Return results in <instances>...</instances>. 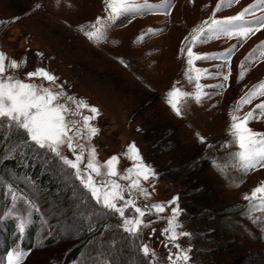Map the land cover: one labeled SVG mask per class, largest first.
<instances>
[{"label":"rangeland","instance_id":"obj_1","mask_svg":"<svg viewBox=\"0 0 264 264\" xmlns=\"http://www.w3.org/2000/svg\"><path fill=\"white\" fill-rule=\"evenodd\" d=\"M134 2L151 7L109 19L105 0H0V53L23 61L7 72L27 79V73L43 68L57 78L67 96L98 110L88 121L97 129L89 137L83 117L92 113L82 108L76 115V105L68 102L71 111L65 118L80 129L79 135L75 131L70 135L80 146L77 153L83 152L84 178L90 173L98 184L110 186L114 181L128 199L129 185L137 178L127 171L134 167L125 155L132 144L143 165L155 173L148 180L140 177L146 196L131 192L137 206H147V214L139 233L130 235L120 215L98 204L74 169L5 121L0 127V262L7 264L6 254L19 250L26 253L20 264H68L80 249L70 264H172L169 257L175 260L177 253L189 257L179 264H264V210L259 200L245 199L264 186V166L247 171L238 167L231 154L239 149L230 134V113L243 117L264 102V96L257 95L236 112L237 101L264 83V47H258L264 42V27L246 38L205 31L213 19L234 17L245 9H249L245 21L264 19V4L259 0ZM97 18L101 19L97 26L105 29L99 41L84 34L93 30ZM31 82L50 86L35 77ZM174 88L188 94L180 115L167 102ZM255 115L248 127L264 133V110ZM92 149L99 175L91 169L85 172ZM61 153L75 160L67 145ZM113 156L119 159L117 175L109 176L104 164ZM195 181L208 190L206 198L197 193L200 187ZM193 184L198 188L190 195ZM203 200L204 208L212 207L224 217L207 219L199 205ZM153 204L163 205L164 211L156 212ZM173 209H178L175 219L180 226L175 228L177 238L170 240L171 234L162 230L173 218ZM35 214L39 220L34 249L28 251L23 236L18 239L15 233H24ZM10 215L18 220L16 224L6 222ZM137 215L125 209V217ZM207 231L215 234L205 236ZM145 244L149 256L140 250Z\"/></svg>","mask_w":264,"mask_h":264},{"label":"snow or ice","instance_id":"obj_2","mask_svg":"<svg viewBox=\"0 0 264 264\" xmlns=\"http://www.w3.org/2000/svg\"><path fill=\"white\" fill-rule=\"evenodd\" d=\"M105 4L106 8L111 10L109 19H114L135 8L151 7L150 5L141 6L135 3L134 0H105ZM219 8L220 5L218 4L217 10H219ZM248 11L249 9H245L237 16L228 17L223 20L213 19L211 25L205 31L226 35L230 38L233 35L246 38L249 34H253L255 31H259L261 27H264V19H257L252 22L245 21L243 17ZM97 25H101L100 18H97L96 23L92 25V31L84 33L89 39L99 41L103 38L105 29L103 26L98 27ZM258 47H264V42ZM188 53L190 57L188 63L191 65L193 63L191 59V48L188 49ZM206 58L207 56L197 57V59ZM226 58H230V56ZM22 63L23 61L17 62L15 60H9L4 53H0V127H3L6 121L9 128L23 130L28 139L40 149H45L60 157L64 165L75 170L76 178L81 180V183L91 193V196L98 204H102L105 209L114 211L120 215L123 220L124 231L128 232L130 235H137L143 226L142 218L147 214V206L144 209L137 206L131 198V192L135 190L146 196V190L140 185V177H143V180H148L149 176L155 175V173H153L148 166L143 165L138 149L132 144L128 146L125 155L126 158L134 162V167L127 171L135 173L137 178L129 185L128 199H125L121 185L114 181L110 186L107 184H98L90 173L87 179H85L81 174L80 168L83 152L77 153L76 149L80 146L73 143V136L70 135L73 131L79 135L80 129L76 127L75 123H69L65 117L66 114L71 111L68 106L69 101L76 105V115L80 114L79 109L88 108L92 115L84 116L83 120L84 127L87 128L90 137L96 134L97 129L91 127L88 121L95 119L98 110L94 107H89L82 100L77 101L75 97L67 96L60 85L56 84L57 78L43 68H36L33 72L27 73V79L17 78L15 75L7 72L8 68L16 69L20 67ZM241 67H243V62H241ZM197 71L206 72L207 70ZM33 77L50 82V86L46 87L43 84L32 83L31 79ZM223 78L224 80H228L229 77L225 75ZM242 78L243 73L240 75V79ZM197 87L199 88L200 86L197 85ZM187 95V93H183L175 88L167 94V102L170 107L176 111L177 115L181 114L180 105L183 98ZM257 95L264 96V83L254 86L252 90L237 101L236 112H239L243 104L251 103L252 99ZM61 99L64 100L63 103L60 102ZM195 99L199 101L201 97L196 96ZM257 110H264V102L257 104L253 110L247 112L243 117L230 113L232 120L230 125V134L233 138L232 143L239 149L231 155L237 161V166L244 171L255 168L257 165L264 166V133H257L248 127V122L256 118L255 113ZM201 141L203 142V138H201ZM64 145H67L69 150L73 152L75 160L68 159L66 156L62 155L61 148ZM94 157L95 149H92L89 152V159L86 164L85 172L91 169L92 172L99 175V165L95 163ZM118 163L119 159L116 156L111 157L105 162L104 166L108 169L109 176L117 175L115 164ZM257 194L260 195L258 196ZM175 199L176 198L170 203H174ZM245 199H250L252 201L259 200L260 209L264 210V186L254 189L251 197L246 196ZM118 200L124 201L123 205H118ZM127 208L133 209L138 215L135 218L125 217V209ZM151 208L156 212L164 211L163 205L153 204ZM172 212L173 218L168 221V227L162 231L171 234L169 236L170 240H175L177 238L175 228L180 226L175 217L178 216L179 213L178 209H173ZM19 229L21 232L24 230L22 223ZM179 235L190 234L180 233ZM140 250L145 256H149L150 249L147 244L143 245ZM25 255V252L19 250L10 252L7 256V264H20ZM169 259L172 264H179L181 260L187 261L189 257L177 253L175 255V260H172L171 256ZM103 264H107V262L105 261Z\"/></svg>","mask_w":264,"mask_h":264},{"label":"trees","instance_id":"obj_3","mask_svg":"<svg viewBox=\"0 0 264 264\" xmlns=\"http://www.w3.org/2000/svg\"><path fill=\"white\" fill-rule=\"evenodd\" d=\"M199 158L200 157H196L195 159L198 161L199 160ZM200 161V160H199ZM205 161H207V160H205ZM7 167H8V165H6ZM198 170V169H197ZM199 171V170H198ZM193 172H195V173H198V172H196L195 170L193 171ZM40 180L41 181H43L44 180V177H40ZM196 183H198L197 181H195ZM199 184V183H198ZM198 184H196L197 186H194V184L192 185V186H190V188L188 189V191H190L191 192V194L190 195H195V190L197 191V189L196 188H198ZM199 187L200 188H198L199 190L197 191V193H199V195H201L202 197L204 196L205 198H206V196L205 195H207V193H208V190H206L205 188H204V185H201V184H199ZM204 189V190H203ZM180 198H181V195H178ZM180 198H178L179 199V201H180ZM204 200H203V202H201L199 205H200V207H202L203 208V212L204 213H206V214H204L205 216H206V218L207 219H212V220H221L223 217H224V215L225 214H218V215H216L215 213H214V211L212 210H210L212 207H210V208H208L209 206H207L206 208H204ZM181 208H184L183 206L181 207ZM201 208V209H202ZM19 219V218H18ZM31 219H32V223H31V225H29V227L28 228H26V231L24 232V233H20V232H17V233H15V237L16 238H18V239H20V237H21V235L23 236V237H21V241L23 242V243H26V245H27V250L28 251H32L33 249H34V243H33V240H34V236H35V232H36V229H37V223H38V220H39V218H38V216H36V214L35 215H32V217H31ZM6 222H12L13 224H16L17 222H18V220L15 218V217H13L12 218V216L10 215V217H9V219L6 221ZM19 224H17V226H18ZM215 234V231H210V232H205L204 233V235L205 236H208V235H214ZM51 241L49 240V242L48 243H50ZM32 244V245H31ZM80 251V249H78L74 254H73V256H71L68 260V264H70L72 261H74L75 260V258H76V256H77V252H79Z\"/></svg>","mask_w":264,"mask_h":264},{"label":"bare ground","instance_id":"obj_4","mask_svg":"<svg viewBox=\"0 0 264 264\" xmlns=\"http://www.w3.org/2000/svg\"><path fill=\"white\" fill-rule=\"evenodd\" d=\"M260 1V3H263L264 4V0H259Z\"/></svg>","mask_w":264,"mask_h":264}]
</instances>
